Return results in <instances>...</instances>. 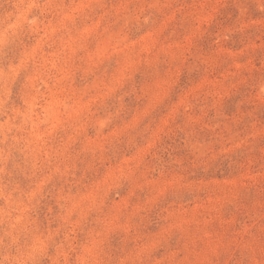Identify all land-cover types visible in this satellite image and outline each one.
Wrapping results in <instances>:
<instances>
[{
	"label": "clouds",
	"instance_id": "9594fccd",
	"mask_svg": "<svg viewBox=\"0 0 264 264\" xmlns=\"http://www.w3.org/2000/svg\"><path fill=\"white\" fill-rule=\"evenodd\" d=\"M0 264H264V0H0Z\"/></svg>",
	"mask_w": 264,
	"mask_h": 264
},
{
	"label": "rangeland",
	"instance_id": "374dc122",
	"mask_svg": "<svg viewBox=\"0 0 264 264\" xmlns=\"http://www.w3.org/2000/svg\"><path fill=\"white\" fill-rule=\"evenodd\" d=\"M221 215L224 219H232L235 217L238 224L249 222V217L245 215L243 211H238L230 204L225 205L221 209Z\"/></svg>",
	"mask_w": 264,
	"mask_h": 264
}]
</instances>
